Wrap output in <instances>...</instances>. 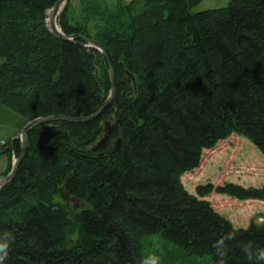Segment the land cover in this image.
Instances as JSON below:
<instances>
[{"label": "trees", "instance_id": "trees-1", "mask_svg": "<svg viewBox=\"0 0 264 264\" xmlns=\"http://www.w3.org/2000/svg\"><path fill=\"white\" fill-rule=\"evenodd\" d=\"M57 1L0 0V103L22 118L20 132L38 118L90 116L111 93L103 54L50 31ZM121 2L100 13L81 0L75 15L68 0L58 17L64 35L110 52L117 92L94 121L28 132L27 156L0 190V264H147L143 240L154 235L185 256L264 264V222L236 228L209 199L264 201V187L209 182L193 194L183 182L234 135L264 156V0L197 13L200 0ZM6 149L19 157L20 140Z\"/></svg>", "mask_w": 264, "mask_h": 264}, {"label": "rangeland", "instance_id": "rangeland-1", "mask_svg": "<svg viewBox=\"0 0 264 264\" xmlns=\"http://www.w3.org/2000/svg\"><path fill=\"white\" fill-rule=\"evenodd\" d=\"M92 1V5L96 7L95 10L100 13L112 12L118 8V0ZM231 1L200 0L193 11L197 13L224 8ZM131 2L132 0H122L121 4L128 6ZM73 6L75 15H78L82 12L84 5H82L81 0H73ZM97 22L100 24L96 17L91 24L92 33L96 32L94 23ZM21 124L22 118L0 103V152L4 151V142H9L18 137ZM7 150L0 154V177L8 174V170L18 158L17 154L5 155ZM183 182L193 194H195L197 186L209 182L215 186L230 182L244 187L262 188L264 187V156L248 139L234 135L227 141L219 143L214 149L205 151L198 170L183 177ZM209 199L215 209L230 220L236 228L245 229L249 227L251 222L257 224L264 222V201L240 202L228 196L220 195H212ZM68 204L76 210L81 209V203L78 206L73 201ZM182 254V249L179 246L167 242L160 235L148 236L143 240V256L147 264H217L210 257H194Z\"/></svg>", "mask_w": 264, "mask_h": 264}, {"label": "water", "instance_id": "water-1", "mask_svg": "<svg viewBox=\"0 0 264 264\" xmlns=\"http://www.w3.org/2000/svg\"><path fill=\"white\" fill-rule=\"evenodd\" d=\"M68 0H58L54 7L51 9L50 14H49V19H48V24L50 31L57 36L58 38L65 40V41H74V40H81L82 42L86 43L89 45V47L99 51L100 53L103 54L105 57L108 67H109V73H110V78H111V93L106 100V102L100 107L98 111H96L94 114L87 116V117H78V118H72V117H66V116H53V117H48V118H38L35 119L31 122H29L20 132L18 135V139L20 140L21 143V153L19 157L17 158L16 162L13 164L11 171L5 175L0 177V190L3 189L6 185H8L10 182H12L20 168V165L22 161L25 159L27 156L28 150H29V139H28V132L40 125L47 124L50 122H55V121H65L68 123H73V124H83V123H88L91 121H94L97 119L100 115H102L106 109H108L114 101L116 92H117V75H116V70L115 66L113 63L112 56L110 52L99 42L83 37L81 35H64L62 30L60 29L58 25V17L61 14L63 8L65 7L66 3ZM123 67V66H122ZM124 69V67H123ZM128 77L132 80V85L134 89L137 91V81L136 78L130 73H127ZM112 133V123L107 122L104 127L103 135L101 137L100 142H105L106 140L109 139L110 135ZM121 141L119 140L115 147L113 152L117 151V149L120 146ZM72 201L74 203L78 204L81 203V208H85L86 204L82 203L80 200L73 198ZM77 208V207H76Z\"/></svg>", "mask_w": 264, "mask_h": 264}]
</instances>
